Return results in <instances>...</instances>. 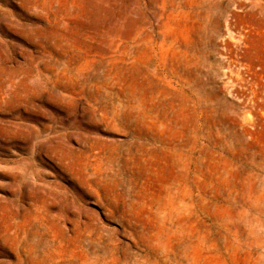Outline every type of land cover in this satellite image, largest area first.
Returning a JSON list of instances; mask_svg holds the SVG:
<instances>
[{"label":"rangeland","instance_id":"rangeland-1","mask_svg":"<svg viewBox=\"0 0 264 264\" xmlns=\"http://www.w3.org/2000/svg\"><path fill=\"white\" fill-rule=\"evenodd\" d=\"M150 136L205 149V263L264 264V0H0V264L74 262L78 212L139 255Z\"/></svg>","mask_w":264,"mask_h":264},{"label":"bare ground","instance_id":"bare-ground-1","mask_svg":"<svg viewBox=\"0 0 264 264\" xmlns=\"http://www.w3.org/2000/svg\"><path fill=\"white\" fill-rule=\"evenodd\" d=\"M37 93L44 95L45 91L33 88L21 100L18 118L23 119L36 110L33 100ZM34 133L37 138L39 131L34 128ZM9 134L15 136L13 132ZM138 136L143 135L139 132ZM150 142L151 149L155 148L153 145H161L173 169L171 176L153 191L149 202L145 200L142 212L136 215L126 211L123 216L126 225L122 230L140 254L134 258L127 253L120 256L110 238L94 225L93 214L78 212L75 214L78 221L73 224L77 257L69 264H206L210 231L214 228L220 237L221 221L215 219L210 223L209 220L205 149L197 147L196 140L192 145H169L150 136ZM137 151L147 149L140 144ZM82 218L85 222H79ZM67 221L71 223L70 219Z\"/></svg>","mask_w":264,"mask_h":264}]
</instances>
